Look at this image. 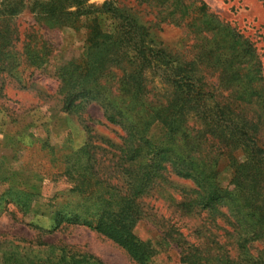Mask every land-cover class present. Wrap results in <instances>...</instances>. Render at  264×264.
<instances>
[{
  "label": "trees",
  "instance_id": "obj_1",
  "mask_svg": "<svg viewBox=\"0 0 264 264\" xmlns=\"http://www.w3.org/2000/svg\"><path fill=\"white\" fill-rule=\"evenodd\" d=\"M161 1L169 2L167 15L171 22L183 24L195 37L192 47L196 53L192 60L155 48L146 40L145 28L113 2H104L98 9L88 5V0L33 3L31 12L40 21L58 26H67L74 18L93 13L111 18V29L99 31L97 25L91 28L87 35V56L61 69L58 92L63 113L96 103L106 121L120 126L129 138L118 156H112L107 162L103 175L96 168L103 166L105 160L94 157H78L65 170L63 176L71 185L65 192L71 193L75 201L58 203L53 196L31 205L22 193L16 195L22 204L6 199L7 206L0 210V215L8 206L21 217L28 213L49 215L54 226L45 231L48 234L63 224L84 227L144 264L151 259L154 249L149 241H140L133 232L143 218L139 201L169 170L175 177L191 181L197 189L193 198L179 203L183 211L211 212L224 206L233 219L229 223L235 257L205 252L193 244L182 243L183 240H173L180 247L182 264H264V201L259 198L264 192V145L260 143L264 132L261 62L252 45L208 13L204 3ZM22 8V0H5L0 4L2 81L18 80L26 71L40 70L51 54L48 42L34 30L24 35L22 46L17 50L20 32L11 22ZM202 57L206 62H201ZM122 62L132 65V73L115 79L116 73L111 68ZM144 71L155 75L169 94L165 102L157 100L155 104L148 103L146 110H140L147 95ZM216 74L222 79L224 91L210 80ZM153 115L160 118L166 134L157 145L146 146L144 133L155 120ZM144 116L147 120L140 121ZM189 117L200 122L198 130L187 124ZM84 150L85 147L79 152ZM236 150L242 159L233 155ZM221 157L228 158L232 170L229 184L237 195L216 181V167ZM255 243L260 249L253 250ZM55 257L54 264H68L63 254Z\"/></svg>",
  "mask_w": 264,
  "mask_h": 264
},
{
  "label": "rangeland",
  "instance_id": "obj_2",
  "mask_svg": "<svg viewBox=\"0 0 264 264\" xmlns=\"http://www.w3.org/2000/svg\"><path fill=\"white\" fill-rule=\"evenodd\" d=\"M3 1L0 0V4ZM47 1L22 0L23 8L11 22V26H16L20 32L17 50L22 46L24 35L34 30L48 42L51 54L40 70L26 71L18 80L0 79V210L6 208V199L22 204L16 199V195L22 193L27 195L26 200H30L31 205L53 196L57 197L58 203L75 201L71 193L65 192L71 187L63 176L65 170L70 169L78 157H94L105 160L103 166L96 168L98 174L103 175L107 162L112 156H118L129 138L120 126L106 121L103 110L96 103L83 109L75 108L69 114L63 113L58 92L61 69L65 64L87 56V35L91 28L97 25L99 31L109 30L113 26L111 18L93 13L76 17L67 26L54 25L40 21L31 12L33 3ZM107 1L126 9L145 28L146 40L155 48L177 58L192 60L195 57L192 45L196 39L183 24L171 22L167 15L169 2L88 0L87 4L98 9ZM190 1L204 3L208 13L252 45L261 62L264 78V0ZM201 60L206 62L203 57ZM117 66L111 68L116 73L115 79L133 70L132 65L125 62ZM142 76L147 95L139 109L146 110L148 103L155 104L157 100L165 102L169 94L167 87L149 71H144ZM217 78L219 75L216 74L210 80L224 91L222 79L217 81ZM153 116L155 120L144 133L146 146L157 145L166 134L160 118ZM146 120L147 116H144L140 121ZM187 124L197 130L200 128V122L190 117ZM260 143L264 145V132ZM83 147L85 150L79 152ZM232 153L242 159L240 151ZM231 178L228 158L221 157L216 167V181L237 195L229 184ZM196 192L191 181L177 178L167 170L149 194L139 201L143 218L133 232L140 241H149L154 249L153 256L144 264H182L180 247L173 241L177 239L205 252L236 256L229 223L233 219L228 215L227 207L218 206L211 212H186L179 207V203L193 198ZM262 193L259 198L264 201ZM24 216L21 217L12 206L1 213L0 264H54L55 256L61 254L68 264H139L116 244L87 228L63 224L48 234L45 231L54 226L49 215L28 213ZM260 247L255 243L253 250Z\"/></svg>",
  "mask_w": 264,
  "mask_h": 264
}]
</instances>
